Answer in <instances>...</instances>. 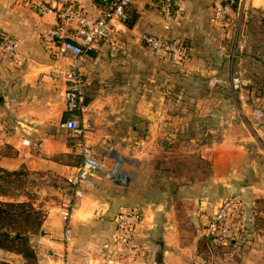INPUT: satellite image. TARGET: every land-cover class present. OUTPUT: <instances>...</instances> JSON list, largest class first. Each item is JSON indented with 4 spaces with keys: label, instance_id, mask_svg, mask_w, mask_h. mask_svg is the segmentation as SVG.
I'll return each instance as SVG.
<instances>
[{
    "label": "crops",
    "instance_id": "1",
    "mask_svg": "<svg viewBox=\"0 0 264 264\" xmlns=\"http://www.w3.org/2000/svg\"><path fill=\"white\" fill-rule=\"evenodd\" d=\"M77 1L89 17L100 16L94 0ZM176 2L178 13L165 18L157 0H134L128 10L127 31L86 50L81 59L86 91L82 116L86 124L84 140L90 143L94 155L114 150V156L103 160L107 174L96 172L88 177L83 185L85 195L71 214V234L79 226H86L83 247L86 264H101L100 243L111 234V218L131 208L142 216L133 233L144 254L137 264H213L218 255L211 247L216 244L232 248L223 255L225 264H264V232L257 231L249 219L254 199L264 196V170L244 145L247 138L228 136L205 148L211 169L206 184L164 190L158 197L148 193L153 172L157 170L144 168L142 159H146L145 154L154 145L155 134L165 133L166 119L171 115L167 107L170 97L165 92L152 88L139 91L142 88L137 54L140 49L148 48L140 36L151 34L182 40L187 60L180 65L173 61L184 75L202 74L208 62L212 64V72V68L219 67L217 59L222 53L217 50L220 32L212 21L213 0ZM245 13L250 20L254 13L264 18V0H246L242 10ZM239 17L233 13L230 23L233 24L234 18L240 21ZM54 25L53 14H39L32 4L0 0V29L18 40L15 57L0 55V167L8 170L24 167L64 180L69 166L67 158L76 152L77 143L72 138L73 132L64 126L67 116L64 77L69 60L56 56L54 43L43 34ZM139 118L146 122L149 134L146 139L132 135L139 133ZM135 159H139L137 164L132 163ZM235 183L238 192L233 196L243 208V214L231 224L238 235L229 242L214 240L205 232L209 217L204 196L213 184L233 187ZM135 184L141 195L128 208L122 194L135 189ZM193 194L202 198L195 200L196 209L187 210L177 204V200L183 203L195 198ZM62 210L63 206L58 205L46 212L44 241L54 249L55 255H65L64 259L52 258L54 264L60 259L66 260V264H76L75 237L68 242L62 239Z\"/></svg>",
    "mask_w": 264,
    "mask_h": 264
},
{
    "label": "rangeland",
    "instance_id": "2",
    "mask_svg": "<svg viewBox=\"0 0 264 264\" xmlns=\"http://www.w3.org/2000/svg\"><path fill=\"white\" fill-rule=\"evenodd\" d=\"M254 14L255 17L251 20L245 13L239 17L238 22H236V17L233 24L231 22L224 27L215 25L221 33L218 32L220 45L217 50L218 52L221 50L222 53L218 54L220 57L217 55L219 67L212 68V72L211 62L206 61L208 64H205L202 74L184 75L182 71L176 69L177 63L175 64L171 56L149 48L147 51L146 49L138 51L140 88H142L139 91L147 92L152 88L165 92L170 97L167 107L171 116L166 119L168 123L165 133L155 134L154 145L145 154L146 159H142L144 168L157 170L153 172L151 188L147 189L153 197H158L161 191H173L179 186L189 188L206 184L211 169L207 156L208 151L205 148L228 136L237 139L247 138L244 145L248 147L252 158L257 157L255 163H258L264 170V18L257 13ZM212 59L214 62V58ZM142 121L145 120L139 118V133L132 134L138 139H146L149 135L146 122ZM72 138L74 143L84 140L82 133L79 135L73 133ZM86 144L90 149V143L86 141ZM105 151H100L99 155H96L103 165L102 170L97 172L98 174H107L103 160L108 156H114V150ZM74 155V157L67 158L68 163L80 159L77 150ZM61 159L67 160L66 158ZM138 161L135 159L132 163L137 164ZM25 170L27 173V177H24L25 186L23 188L12 186L10 199L24 200L25 194L29 192L32 201L43 210L45 217L50 207L58 205L64 207L66 199L72 194L65 180L45 172ZM111 175L114 173L112 172ZM120 182L124 183V180L120 179ZM262 185H264V177ZM135 186L136 188L129 193L122 194L128 208H131L129 206L133 205L132 203L136 202L138 196L141 195L137 184ZM237 186V183L233 187L231 184H213L211 191L204 196L206 213L209 215L222 199L236 194ZM88 188L92 189L90 186ZM85 191L86 187H83L82 196L74 200L73 210L78 200L85 195ZM193 195L195 196L193 199L188 198L183 203L180 200L176 202L187 207V210H194L198 206L195 200L200 201L202 198L197 194ZM260 200H264V196L254 199L250 219L258 228L257 231L264 232V203ZM61 221L63 225L62 216ZM201 222L202 220L200 226L203 228L204 225ZM69 225L72 232L70 220ZM75 231L70 239L72 237L76 239V255H78L76 264H86V248L83 251L86 244V226L81 225ZM45 238L43 223L38 233L29 236V244L36 252L38 264H54L52 258H65L62 254L55 255L54 249L44 241ZM68 241L64 240V242ZM230 247V245L221 244L211 247L218 255V259L216 258L213 264H225L226 260L223 259V255L231 251ZM141 251L140 247V259H143L144 254H141ZM1 261L9 264H25L20 254L0 248ZM70 263L73 264V262ZM58 264H66V260L60 259Z\"/></svg>",
    "mask_w": 264,
    "mask_h": 264
},
{
    "label": "built area",
    "instance_id": "3",
    "mask_svg": "<svg viewBox=\"0 0 264 264\" xmlns=\"http://www.w3.org/2000/svg\"><path fill=\"white\" fill-rule=\"evenodd\" d=\"M36 6L39 14L51 13L55 25L43 34L55 45V55L67 57L68 68L65 72L63 100L66 119L64 126L75 134H83L86 124L83 113L86 109L85 80L80 68L86 50L96 48L104 40L113 39L117 34L127 31L128 10L134 0H98L100 16L89 17L77 0H23ZM160 12L165 18L178 13L176 0H157ZM246 0H213L212 21L218 27L227 26L232 14L242 15ZM141 41L150 50L171 56L176 62L187 60L188 53L184 42L169 36L142 34ZM18 40L0 29V55L10 58L16 56ZM80 162L67 167L64 180L72 191L62 211L63 240L71 237L69 220L74 208V200L83 194V185L88 177L102 170V162L92 154L86 141L77 142ZM240 203L234 198L222 199L214 206L205 226L206 235L214 240L228 241L234 238L236 229L231 225L239 215ZM142 216L134 208L115 214L111 218V234L100 243L101 264H137L140 261V246L134 241L133 233L141 223Z\"/></svg>",
    "mask_w": 264,
    "mask_h": 264
},
{
    "label": "trees",
    "instance_id": "4",
    "mask_svg": "<svg viewBox=\"0 0 264 264\" xmlns=\"http://www.w3.org/2000/svg\"><path fill=\"white\" fill-rule=\"evenodd\" d=\"M94 1L97 5H100L98 0ZM72 156L74 157L75 155L72 154ZM79 162L80 159L78 158V160L69 163V165H76ZM24 177H27L24 168L8 170L0 167V248L20 254L24 258L25 264H38L36 252L29 244V236L40 231L45 213L34 204L29 192L25 194L24 200L10 199L12 186L15 188H23L25 186L26 180ZM228 198L237 200L236 196ZM238 202L241 204V208L237 219L243 214L242 203L239 199ZM260 202L264 203V200H260ZM250 218L251 216L249 215ZM253 226L258 229L255 224ZM237 235L238 230L234 238L224 242L234 240ZM19 236L23 237L19 238ZM209 237L212 238L211 236ZM0 264L9 263L1 261Z\"/></svg>",
    "mask_w": 264,
    "mask_h": 264
},
{
    "label": "water",
    "instance_id": "5",
    "mask_svg": "<svg viewBox=\"0 0 264 264\" xmlns=\"http://www.w3.org/2000/svg\"><path fill=\"white\" fill-rule=\"evenodd\" d=\"M41 233H43V231H41ZM23 236H19V238H22Z\"/></svg>",
    "mask_w": 264,
    "mask_h": 264
}]
</instances>
